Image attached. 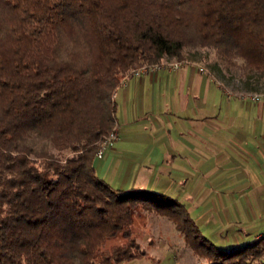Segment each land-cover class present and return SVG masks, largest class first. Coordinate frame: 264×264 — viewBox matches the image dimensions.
Segmentation results:
<instances>
[{"label": "trees", "instance_id": "obj_1", "mask_svg": "<svg viewBox=\"0 0 264 264\" xmlns=\"http://www.w3.org/2000/svg\"><path fill=\"white\" fill-rule=\"evenodd\" d=\"M213 47L264 73V0H0V264L140 258L137 208L167 215L203 264H264V233L220 248L177 200L120 191L93 159L134 64Z\"/></svg>", "mask_w": 264, "mask_h": 264}, {"label": "crops", "instance_id": "obj_2", "mask_svg": "<svg viewBox=\"0 0 264 264\" xmlns=\"http://www.w3.org/2000/svg\"><path fill=\"white\" fill-rule=\"evenodd\" d=\"M180 60L121 78L117 138L94 157L96 173L120 191L177 200L220 248L248 244L264 233V95L252 99L256 89L233 91L196 60Z\"/></svg>", "mask_w": 264, "mask_h": 264}, {"label": "rangeland", "instance_id": "obj_3", "mask_svg": "<svg viewBox=\"0 0 264 264\" xmlns=\"http://www.w3.org/2000/svg\"><path fill=\"white\" fill-rule=\"evenodd\" d=\"M181 58L196 60L233 91L246 92L245 88H254L257 93L264 91L259 71L242 68L241 57H233L231 64L221 58L213 47L203 46L184 48ZM139 66L142 65L134 64L133 68ZM131 229L142 254L140 258L128 260L124 264L204 263L202 258L193 254L174 222L165 214L139 207L133 213Z\"/></svg>", "mask_w": 264, "mask_h": 264}, {"label": "built area", "instance_id": "obj_4", "mask_svg": "<svg viewBox=\"0 0 264 264\" xmlns=\"http://www.w3.org/2000/svg\"><path fill=\"white\" fill-rule=\"evenodd\" d=\"M182 63V60L180 59H174V60H170V61H161L159 63H155L159 64V65H166L170 68H177L179 67V65ZM146 65H142L139 66L138 68H143ZM137 68L132 69L131 71L136 70ZM114 93V92H113ZM113 95V94H112ZM264 95V92L261 93H254L251 95L252 99H258L260 96ZM117 138V131L115 129V126L110 129L108 131V133L104 136L103 140L101 141L99 147L97 148V150L95 151V156H101L105 150V148L112 143L113 140H115Z\"/></svg>", "mask_w": 264, "mask_h": 264}]
</instances>
